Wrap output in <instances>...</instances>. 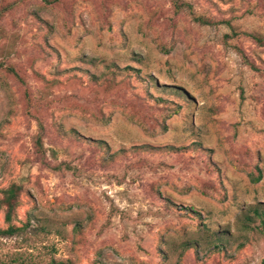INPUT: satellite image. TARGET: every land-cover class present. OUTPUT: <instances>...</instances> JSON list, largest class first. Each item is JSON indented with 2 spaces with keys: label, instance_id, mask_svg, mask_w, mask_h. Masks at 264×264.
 Wrapping results in <instances>:
<instances>
[{
  "label": "rangeland",
  "instance_id": "1",
  "mask_svg": "<svg viewBox=\"0 0 264 264\" xmlns=\"http://www.w3.org/2000/svg\"><path fill=\"white\" fill-rule=\"evenodd\" d=\"M253 37L264 0H0V264H264Z\"/></svg>",
  "mask_w": 264,
  "mask_h": 264
},
{
  "label": "trees",
  "instance_id": "2",
  "mask_svg": "<svg viewBox=\"0 0 264 264\" xmlns=\"http://www.w3.org/2000/svg\"><path fill=\"white\" fill-rule=\"evenodd\" d=\"M200 24L207 25L208 23L203 19H196ZM254 40L258 44H263V38L260 37H253ZM35 147L36 151L40 154L41 151V143H40V136H37L35 139ZM19 192L20 188L16 185H9L6 189L1 191V199H0V207H5V222L9 223L11 220V213L12 209L16 207L19 203ZM18 231V229L14 226H9L5 230L0 229V237L2 236H12Z\"/></svg>",
  "mask_w": 264,
  "mask_h": 264
}]
</instances>
